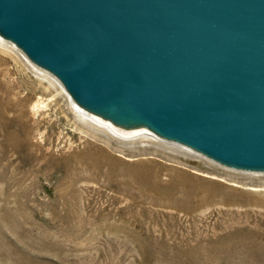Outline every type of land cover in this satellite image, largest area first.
<instances>
[{
    "label": "rangeland",
    "instance_id": "374dc122",
    "mask_svg": "<svg viewBox=\"0 0 264 264\" xmlns=\"http://www.w3.org/2000/svg\"><path fill=\"white\" fill-rule=\"evenodd\" d=\"M5 46L0 264H264V173L93 134L58 80Z\"/></svg>",
    "mask_w": 264,
    "mask_h": 264
},
{
    "label": "water",
    "instance_id": "95a60500",
    "mask_svg": "<svg viewBox=\"0 0 264 264\" xmlns=\"http://www.w3.org/2000/svg\"><path fill=\"white\" fill-rule=\"evenodd\" d=\"M0 37L81 109L264 173V0H0Z\"/></svg>",
    "mask_w": 264,
    "mask_h": 264
},
{
    "label": "bare ground",
    "instance_id": "6f19581e",
    "mask_svg": "<svg viewBox=\"0 0 264 264\" xmlns=\"http://www.w3.org/2000/svg\"><path fill=\"white\" fill-rule=\"evenodd\" d=\"M2 39L0 37V46L1 47H3V48L5 47L7 49V46H5V45H10V47L8 48L9 50H10V48L16 49V47L13 43L5 42ZM38 70L41 72L40 68ZM43 72L41 75L43 80H47L49 85H52V86H54V84H57V80H55L53 77H51V79H49L47 77L48 73H46V72L43 73ZM67 97H68L71 105L76 110L77 116L75 118L79 121V123L81 125L85 126L88 129V131H91L93 134H96V133L103 134L108 139L116 141V142L121 143V144L131 143V142H135L137 140H143V139L155 140L158 142V144L162 143L146 127L140 126V127L127 128V127L117 126V125L113 124L112 122H110L109 120L103 119L97 115H94L92 113H89V112L81 109L71 100V98L68 95H67ZM166 144H168V142ZM178 147L183 148L181 146H178ZM185 150L188 151L187 149H185ZM251 190L257 191L258 188H256V189L253 188Z\"/></svg>",
    "mask_w": 264,
    "mask_h": 264
}]
</instances>
